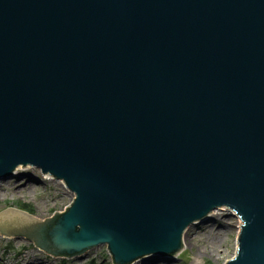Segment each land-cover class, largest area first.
I'll list each match as a JSON object with an SVG mask.
<instances>
[{
	"label": "water",
	"instance_id": "1",
	"mask_svg": "<svg viewBox=\"0 0 264 264\" xmlns=\"http://www.w3.org/2000/svg\"><path fill=\"white\" fill-rule=\"evenodd\" d=\"M19 167L74 199L3 238L133 264L226 207L223 264H264V0H0V181Z\"/></svg>",
	"mask_w": 264,
	"mask_h": 264
},
{
	"label": "rangeland",
	"instance_id": "2",
	"mask_svg": "<svg viewBox=\"0 0 264 264\" xmlns=\"http://www.w3.org/2000/svg\"><path fill=\"white\" fill-rule=\"evenodd\" d=\"M73 199L63 182L43 175L35 167L20 168L11 179L0 181V214L26 206L32 211L31 216L44 220L64 212ZM213 213L207 221L186 230L183 237L186 236L187 242L184 244L182 238L184 246L178 255H156L142 264H223L230 260L237 249L241 221L226 207ZM216 219L221 222L217 223ZM0 264H113V260L106 246L90 249L78 258L61 259L39 251L24 238L0 236Z\"/></svg>",
	"mask_w": 264,
	"mask_h": 264
},
{
	"label": "bare ground",
	"instance_id": "3",
	"mask_svg": "<svg viewBox=\"0 0 264 264\" xmlns=\"http://www.w3.org/2000/svg\"><path fill=\"white\" fill-rule=\"evenodd\" d=\"M21 167H19L18 169H20ZM22 169V168H21ZM20 171V170H19ZM48 178V177H47ZM224 210V209H222ZM214 214V213H213ZM212 215V214H211ZM216 222L219 223L221 222L220 220L216 219ZM239 224L241 225L242 223L239 222ZM221 226V225H220ZM218 231V230H217ZM213 232V231H212ZM211 232V233H212ZM218 233H215V236L218 237ZM194 237V236H193ZM183 241H184V244L187 242L186 240V236L183 237ZM205 253V252H204ZM153 256H156V255H150V256H147V257H143V258H140L139 260H136L133 264H142L143 262H145L144 260H146V258H154ZM211 256H213V254H211Z\"/></svg>",
	"mask_w": 264,
	"mask_h": 264
},
{
	"label": "trees",
	"instance_id": "4",
	"mask_svg": "<svg viewBox=\"0 0 264 264\" xmlns=\"http://www.w3.org/2000/svg\"><path fill=\"white\" fill-rule=\"evenodd\" d=\"M21 209H23V210H25V211H27V212H29V213H31V214H32V211H31V210H29L28 208H26V206H21Z\"/></svg>",
	"mask_w": 264,
	"mask_h": 264
}]
</instances>
